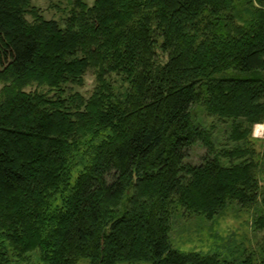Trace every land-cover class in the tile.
<instances>
[{
	"label": "trees",
	"instance_id": "trees-1",
	"mask_svg": "<svg viewBox=\"0 0 264 264\" xmlns=\"http://www.w3.org/2000/svg\"><path fill=\"white\" fill-rule=\"evenodd\" d=\"M71 5L0 0V264H264V0ZM229 209L250 240L174 248Z\"/></svg>",
	"mask_w": 264,
	"mask_h": 264
},
{
	"label": "rangeland",
	"instance_id": "rangeland-1",
	"mask_svg": "<svg viewBox=\"0 0 264 264\" xmlns=\"http://www.w3.org/2000/svg\"><path fill=\"white\" fill-rule=\"evenodd\" d=\"M89 6H91L94 0H84ZM32 4L39 7L46 19H56L61 22L64 17L69 14L71 9V0H31ZM84 86L81 88L73 87L74 90H78L81 93L88 94L93 88L94 75L88 72L85 75ZM197 120H201L203 124L213 122L212 118H208L204 115L203 111L196 110ZM257 125H261L262 129L258 132L255 131ZM229 127L227 124H217L216 134L218 137H222L225 131ZM252 136L262 139L264 137V123L255 124L252 129ZM222 135V136H221ZM220 141V138H219ZM201 148L194 149L193 155L197 158V155L201 154ZM249 214L246 212H236L234 209L224 212V215L219 216L213 221H205L199 216H179L176 217L172 223V229L170 232V239L174 248L183 251L191 250H211L215 247L218 240H229L232 237H236V241L241 243L242 239L245 240L251 238V231L247 225L249 220ZM78 264H88L87 259H81ZM148 264V263H144Z\"/></svg>",
	"mask_w": 264,
	"mask_h": 264
},
{
	"label": "bare ground",
	"instance_id": "bare-ground-1",
	"mask_svg": "<svg viewBox=\"0 0 264 264\" xmlns=\"http://www.w3.org/2000/svg\"><path fill=\"white\" fill-rule=\"evenodd\" d=\"M262 129V126L261 125H257L256 128H255V131L259 133V131Z\"/></svg>",
	"mask_w": 264,
	"mask_h": 264
}]
</instances>
